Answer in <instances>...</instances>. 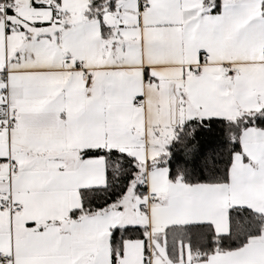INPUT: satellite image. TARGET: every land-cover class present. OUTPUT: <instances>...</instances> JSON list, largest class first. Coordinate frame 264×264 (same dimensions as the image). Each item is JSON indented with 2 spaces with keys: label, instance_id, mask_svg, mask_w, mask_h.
I'll list each match as a JSON object with an SVG mask.
<instances>
[{
  "label": "snow or ice",
  "instance_id": "snow-or-ice-1",
  "mask_svg": "<svg viewBox=\"0 0 264 264\" xmlns=\"http://www.w3.org/2000/svg\"><path fill=\"white\" fill-rule=\"evenodd\" d=\"M0 264H264V0H0Z\"/></svg>",
  "mask_w": 264,
  "mask_h": 264
}]
</instances>
